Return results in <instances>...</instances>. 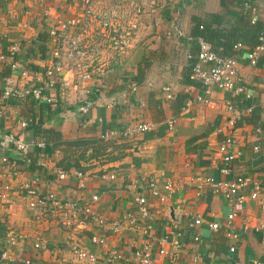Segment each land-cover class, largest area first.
Returning a JSON list of instances; mask_svg holds the SVG:
<instances>
[{"label":"crops","instance_id":"crops-1","mask_svg":"<svg viewBox=\"0 0 264 264\" xmlns=\"http://www.w3.org/2000/svg\"><path fill=\"white\" fill-rule=\"evenodd\" d=\"M135 6L131 18H107L104 34L97 32L102 31L98 18H88L83 29L69 28L66 39L81 56L70 51V58H62L60 75L50 78L43 71L56 61L50 51L58 37H47L40 51L36 36L56 18L82 19L83 0H11L0 14V54L5 55L0 95L8 76L21 91L49 80L52 85L43 92L55 99L45 105L27 94L0 101V154L13 163L0 166V222L5 227L0 264H23L26 258L77 264L72 244L94 254L92 263L78 264H109L107 253L114 249L121 252L118 264H139L136 252L144 247L148 264H264V130L258 124L264 122V49L254 64L244 58L256 42L264 46V0H136ZM115 26L120 31L114 32ZM198 40L216 53L237 55L236 83L242 91L213 87L204 96L201 85L188 77ZM235 42L243 47L233 50ZM11 46L16 49L14 68L6 56ZM80 59L96 74L75 85L73 64ZM97 67L104 71L96 72ZM85 86L93 104L80 113L77 97ZM253 106L260 107L259 119L236 124ZM140 121L150 128L122 134ZM49 130L59 136L51 139ZM226 135L235 140L229 168L217 151ZM8 136L26 144L25 159ZM38 140L45 144L36 145ZM59 169L64 176H58ZM237 175L257 182L259 194L256 200L248 197L250 183L236 192L245 200L232 223L237 236L230 238L225 234L230 204L203 180ZM31 178H36L30 185L37 197L52 194L79 205L89 201L104 223L99 226L84 215L63 219L58 210L37 217L25 204L23 186ZM150 182L162 199H148L149 228L143 229L133 197ZM166 182L170 191L162 187ZM92 194L97 195L94 201ZM127 212L133 219H122ZM110 222L118 225L112 228ZM213 222L218 227L211 230ZM10 233L17 236L14 245L5 242ZM93 234L102 243H91ZM34 241L42 248H32Z\"/></svg>","mask_w":264,"mask_h":264},{"label":"built area","instance_id":"built-area-1","mask_svg":"<svg viewBox=\"0 0 264 264\" xmlns=\"http://www.w3.org/2000/svg\"><path fill=\"white\" fill-rule=\"evenodd\" d=\"M87 0H83V4H86ZM86 9L82 8V19H78V17L72 19H63V18H56L52 24H46L45 30L49 37H58L57 44L55 47L50 51V55L52 58L56 59L54 63L47 67L43 71V75L50 78V76H59L60 70L62 67V58H70V51H75L76 54H79L76 51V46L74 45L73 41L68 42L66 38H68L67 31L71 27H78L83 29L88 18H86L87 14ZM102 25L106 26V20H102ZM115 31H120V27L115 26ZM124 34L127 35L128 33L124 31ZM121 37V36H120ZM122 41V40H121ZM115 43H122V42H115ZM65 46V47H63ZM241 42H235L232 45V49L237 51L242 48ZM70 48V50H69ZM264 46L262 42H258L257 44L249 47L246 52L244 53V58L247 60L249 64H254L257 60L259 54L263 51ZM9 54L6 55L7 58L10 59L11 68H14L16 63L14 60V54L16 49L14 46H11L8 49ZM78 56H81L79 54ZM5 55L0 54V60L4 59ZM236 54L226 55L221 53H216L210 48V45L202 40H198V50L194 56V61L191 63L189 68V75L188 77L198 82L201 87L203 88L204 96L208 95L210 90L215 87L221 91L225 92H232L233 90L240 92L242 91V87L239 86L236 82L238 80L237 76V63H236ZM74 69V83L75 85L85 84L89 80H91L95 72H92L90 65L86 62L78 60L75 61ZM96 72H103L102 67L95 68ZM24 74V71L21 72ZM40 79H38L39 81ZM41 82V81H40ZM236 84V86H235ZM52 82L49 80L43 81L41 84H36L31 86L29 89H25L23 91L14 88L13 81L10 77H5L3 81V87L1 90L0 101H6L9 99H18L23 98L25 95L30 94L34 99H36L39 103L42 104H52L54 103L55 99H52L51 96L45 94L43 92L44 89L50 88ZM134 86L131 87L133 89ZM163 91L165 92L166 98L171 97V90L169 86L163 87ZM87 88L86 86L83 88V93H81L77 97V111L80 113L86 112L93 104V101L87 97ZM202 101L206 102V98H200ZM227 108H231V103L226 101ZM22 126L25 123H21ZM150 128L147 122H137L133 124L132 127H125L123 129V135L129 136L133 133H142ZM6 140L12 142L15 150L20 154V158H23L26 152V144L23 141L14 139L12 136H8ZM235 142L232 135H226L222 141L218 144L217 151L219 153L220 159L227 165V167H231V160H232V152L231 147ZM45 144L43 140H38L36 145L42 147ZM2 143H0V147ZM253 150H258V146L256 144L252 145ZM25 159V157H24ZM27 160V159H26ZM11 163L3 154H0V166L3 164ZM57 174L59 177L64 176V172L62 170H57ZM108 178H113V175H108ZM36 182V178H31L26 184H24V192H25V204L29 210H31L37 217L43 215L45 212H53V210H58L61 214L63 219L69 218H77L78 216H89L91 219L96 220L97 224L100 226L104 223L102 218H97L89 206V201L82 204H77V202H73L68 199L60 200L56 198L52 194H48L45 197H37L35 191L32 188V184ZM212 190L213 193L222 194L227 201L229 202L230 211L226 216V223H225V234L230 238H236L237 233L233 230V219L237 215L238 207L244 202L245 196L241 193H236L240 187L251 184V190L248 194L250 199L256 200L259 194V187L257 182L250 181V179L246 176L237 175L233 179L230 180H212L210 177H206L203 180ZM163 189L170 191L171 183L166 182L163 184ZM5 189V187L3 188ZM3 191L0 192V197H3ZM151 197H155L158 199H162L160 196L159 191L157 190L156 185L154 182H150L146 189L141 191L140 193L136 194L134 199V208L137 214V217L140 221L141 228L147 229L149 228V218L150 213L148 209V199ZM97 195L92 194L90 196V201L96 200ZM122 219H133V215L130 212H127ZM200 223L199 217L196 216L193 219V224L197 226ZM112 228H115L117 222H110ZM218 227V224L213 222L208 225V228L214 230ZM196 238V237H195ZM19 239V238H18ZM17 241V236L10 233L6 237V244L7 245H14ZM103 239L101 236L93 234L90 237V242L97 245L102 243ZM32 248L35 250H39L42 248V245L39 241H34L31 244ZM144 246H147L144 245ZM71 252L76 257V263L78 262H88L92 263L94 261V254L93 252L83 249L82 247L78 246L77 244H72L70 246ZM229 251L233 250V246L228 247ZM3 256V254H2ZM121 252L120 250L114 249L107 253V262L109 264H118V260L121 259ZM136 260L139 264H148L150 261L149 253L146 250V247L143 250H139L136 252ZM23 264H49L47 262H42L38 260H31V258H26L22 261ZM56 264H75L73 262H58ZM172 264V263H171ZM255 264H260V262H256Z\"/></svg>","mask_w":264,"mask_h":264},{"label":"rangeland","instance_id":"rangeland-1","mask_svg":"<svg viewBox=\"0 0 264 264\" xmlns=\"http://www.w3.org/2000/svg\"><path fill=\"white\" fill-rule=\"evenodd\" d=\"M135 3L136 0H87L86 4H83L84 8L87 10L86 13L84 14H87L86 18H98L100 26L102 20H106L107 25L106 26L102 25L101 32L97 31L100 35L107 33L108 30L107 18L118 19L120 18V15L127 16L126 18L133 17L136 8ZM103 43L105 42L102 41V44Z\"/></svg>","mask_w":264,"mask_h":264},{"label":"trees","instance_id":"trees-1","mask_svg":"<svg viewBox=\"0 0 264 264\" xmlns=\"http://www.w3.org/2000/svg\"><path fill=\"white\" fill-rule=\"evenodd\" d=\"M9 1H11V0H0V14H2L5 11L6 6H7V3ZM258 28H260V27L257 26V29ZM47 37H49V36H48L46 30H41L37 34L35 41H38L39 42L40 51L43 50V44L45 43ZM255 44H257V42ZM259 110H260V107L253 106L250 109V111L247 112V114H244L240 118L237 119L236 124L239 125V124L242 123V121H244L246 123L247 122L251 123L254 120H258L259 119ZM38 123L39 122H37L35 125H37ZM258 124H259V127L264 130V122L263 121H260ZM48 134L50 135L51 139H53V140L59 136V134L56 131H54V130H49L48 131ZM59 143H62L64 145L69 146V145L73 144L74 142H71V141H59ZM100 147L101 146L97 144V148H100ZM4 232H5V227H4L3 223L0 222V236L3 235Z\"/></svg>","mask_w":264,"mask_h":264}]
</instances>
